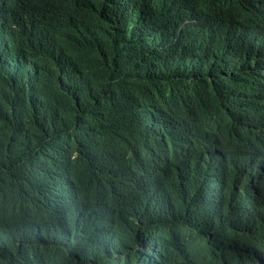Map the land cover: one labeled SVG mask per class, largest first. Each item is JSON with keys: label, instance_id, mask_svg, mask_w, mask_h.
Listing matches in <instances>:
<instances>
[{"label": "trees", "instance_id": "obj_1", "mask_svg": "<svg viewBox=\"0 0 264 264\" xmlns=\"http://www.w3.org/2000/svg\"><path fill=\"white\" fill-rule=\"evenodd\" d=\"M0 264H264V0H0Z\"/></svg>", "mask_w": 264, "mask_h": 264}]
</instances>
